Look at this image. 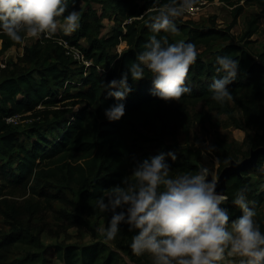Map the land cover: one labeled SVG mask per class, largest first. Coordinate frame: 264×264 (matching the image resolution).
Listing matches in <instances>:
<instances>
[{
  "label": "trees",
  "instance_id": "1",
  "mask_svg": "<svg viewBox=\"0 0 264 264\" xmlns=\"http://www.w3.org/2000/svg\"><path fill=\"white\" fill-rule=\"evenodd\" d=\"M17 1L27 19L42 25L67 18L73 9V0H62L58 5L52 0H0V39L5 49L19 45L21 30L26 28L8 25ZM202 1L215 0H143L142 4L137 0H113L107 3L112 13L104 9L106 15H102L118 23L108 37H99L103 17L84 13L79 21L78 37H85L90 43L84 53L96 66L85 69L78 65L58 43L62 37L49 29L51 36L43 35L25 48L19 62L0 71L1 174L15 186L46 197L48 204L57 198L69 206L75 212L66 215L67 226L81 224L92 231L84 215L106 217L107 236L142 264H164L151 259L144 245L157 244L169 230L180 229L173 211L192 207L193 203L160 194L149 185L142 214L129 215L125 184L130 171L178 169L190 184L202 192L207 190L205 184L196 181L200 168L188 162L189 154L177 155V146L167 142L184 127L187 105L205 101L218 111L231 114L232 99L243 114L244 126L256 130L250 149L264 146V49L257 54L247 49L264 18V0H220L235 7L233 23L243 11L242 2L257 3L261 8L259 14L251 15L241 36L245 46L233 41L230 28L218 29L215 18L208 27L177 15L178 7ZM142 15L124 26L126 32L122 30L125 19ZM78 37L65 40L78 46ZM121 39L127 42L128 49L119 53L116 46ZM218 40L224 44L218 48L209 46ZM203 45L209 48L194 52ZM233 70L238 74H230ZM156 74L163 79H156ZM137 76L154 80L155 85L146 87L137 81ZM115 81H126L124 91L112 86ZM59 89L63 90L62 100L57 98ZM66 100L71 103L62 109L58 104ZM81 103L84 106L70 119L67 106ZM95 105L110 116L99 123L95 142H81L79 137ZM15 115L36 122L21 130L6 122V118ZM38 118L41 121L37 122ZM157 121L161 133L150 137L144 130ZM234 121L238 123L236 118ZM217 147L222 171L231 165L232 157L238 159L237 150L222 140ZM161 154L166 158H161ZM68 180L85 187L78 203L62 195V184ZM224 192L227 198L220 206L226 212V223L240 219V228L247 235L264 236V150L254 165L227 178ZM36 212L37 208L33 209ZM16 213L14 209L5 213L12 220V229L0 238V264L6 263L10 250L25 232L15 219ZM140 235L143 239L138 242ZM229 249L240 253L238 247ZM259 249L261 253L255 260L264 264V244ZM103 264H110V259Z\"/></svg>",
  "mask_w": 264,
  "mask_h": 264
},
{
  "label": "rangeland",
  "instance_id": "2",
  "mask_svg": "<svg viewBox=\"0 0 264 264\" xmlns=\"http://www.w3.org/2000/svg\"><path fill=\"white\" fill-rule=\"evenodd\" d=\"M23 1L29 3L27 0ZM52 1L57 5L62 2V0ZM112 1L73 0V9L67 18L49 21L43 25L27 19L21 4L17 1L11 11L12 18L8 25L15 28H26L21 30L22 39L19 45L5 49L4 42L0 39V71L9 69L13 63L19 62L25 53V48L31 47L43 35L51 36L49 29L54 30L62 39L78 37L80 33L79 21L82 15L84 13L90 15L92 12L101 18L103 14L106 15L104 9L112 13L111 6L107 4ZM137 2L142 4L143 0H137ZM241 4L244 8L236 23H233L235 7L220 0L204 1L192 17L179 11L177 15L208 27H210L212 19L215 18L218 29L230 28V33L234 37L233 41L245 46L244 42H241V36L246 31L251 15L259 14L261 8L257 3L242 2ZM109 17L102 18L99 37H108L112 28L118 26V23ZM142 17L143 15L132 20L125 19L122 22V30L126 32L124 27L126 24L133 23ZM182 20L184 19L182 18ZM78 39V46H72L73 60L78 65H84L85 69L96 66L94 61L88 60L84 53V49L90 48L89 41L85 37H78ZM221 44L224 42L218 40L209 46L218 48ZM209 46H200L194 52L199 53ZM126 49H128L127 42L121 39L119 45L116 46V51L122 53ZM247 49L253 54L264 49V18L260 21L258 32L252 36ZM9 64L11 65L7 66ZM97 67L100 72L103 71V68ZM230 74L237 75L238 73L233 70ZM155 77L163 79L161 74H156ZM137 81L146 87L155 85L154 80L142 76H137ZM125 85L126 81L123 84L118 81L112 84L122 91H124ZM73 92L75 89L72 90ZM62 95L63 90H57L58 100H62ZM68 103H71V100H66L58 105H62L61 108L65 109L63 105ZM229 104L231 114L218 111L217 108L205 101L190 103L187 105L188 115L184 127L179 129L175 138L167 140L168 143L177 146V155L180 153L189 154L186 158L188 162L200 168V173H197V177L199 176L197 182L201 181L204 184L203 169H207L210 182L205 184L207 188L205 192L200 191V188H197L195 184H190L188 179L184 178V173L179 172L178 169L151 168L146 171L141 169L130 171L125 184L129 197L126 205L129 215L134 217L142 214L143 207L148 200L145 193L148 194L150 186L160 194L176 198L182 197L193 203L192 207H182L173 211L180 229L169 230L157 244L144 245V249L148 250L151 259L160 260L164 264H209L211 261H214L211 264H260L255 259L261 253L259 247L264 244V236L250 237L247 235L246 231L240 228V219L233 220L230 224L226 223L228 220L226 212L220 206L226 199L218 198L221 196H217V193L210 195L209 191L219 183L225 170L221 171L217 154V145L221 140L237 150L238 159L235 160L232 157L229 162L230 166L244 162L256 151L264 150V146L255 150L250 149L256 130L244 126L242 123L243 114L232 99L229 100ZM82 106H84L82 103L76 106L68 105L67 107L71 110L68 114L69 118L73 120V116L80 111ZM41 108L43 109V107ZM98 108L99 106L95 105L90 109L91 116L79 137L81 142L84 140L95 142L99 123L109 118V113H101ZM18 117L14 122L7 120L6 122L20 127L21 130L33 127L36 122L34 119ZM234 118L238 123H235ZM38 121H41L40 118L37 119ZM161 130V124L157 121L144 132L150 137H156L161 133ZM56 132L58 131L56 130ZM148 149L153 151L151 146H148ZM160 157L165 159L166 155L161 154ZM67 182V184H62V195L65 199L78 203L85 187L81 186L82 183L74 180ZM51 192H55V190ZM196 201H198L197 204ZM30 206L32 210L29 208ZM36 208L37 212L33 213V209ZM12 209L16 210L17 217L15 219L19 220L25 232L22 235L23 238L10 250L5 264H103L107 258L110 259V264H116V261H120L121 264H142L131 259L114 240L107 236L106 217L84 215L88 219L92 231L81 224L67 226L64 221L66 215L75 212L69 206L57 198L48 204L46 197L35 196L29 190L15 186L11 179H7L0 172V238L10 233L12 229V220L5 216V213ZM171 210L166 209V212ZM262 216L264 217V208ZM141 239H143L142 235L138 237L137 241L139 242ZM231 247H238L240 253L232 252L229 249Z\"/></svg>",
  "mask_w": 264,
  "mask_h": 264
},
{
  "label": "built area",
  "instance_id": "3",
  "mask_svg": "<svg viewBox=\"0 0 264 264\" xmlns=\"http://www.w3.org/2000/svg\"><path fill=\"white\" fill-rule=\"evenodd\" d=\"M203 2L204 1H202L199 4L186 3L183 6L178 7V9H179L180 12H182V13L184 12L185 14H189L190 17H192L193 15H195L194 13H195L196 9H198L200 7L199 5L202 4ZM182 18L184 20H186L184 17H182ZM132 19L130 18V20H132ZM189 20H191V19H189ZM57 40H58V43L61 46L65 47L67 49V54L72 56V54H73L72 46L69 44V42L67 40H65V39H62V38H58ZM18 116L19 115L11 116V117L6 118V120L8 122H14V121H16L19 118ZM203 176H205L204 179H203L204 184L209 183L210 182V177L207 174V169H203ZM209 191H210V195H212L213 193H218V194L221 195V197H218V198H220V199L226 198L224 193L215 192L214 189H210Z\"/></svg>",
  "mask_w": 264,
  "mask_h": 264
},
{
  "label": "water",
  "instance_id": "4",
  "mask_svg": "<svg viewBox=\"0 0 264 264\" xmlns=\"http://www.w3.org/2000/svg\"><path fill=\"white\" fill-rule=\"evenodd\" d=\"M259 154H260V151H256L252 157L245 160L244 162L237 164V165H232V166H229L228 168H226L220 177L219 183L214 185V187H213L214 191L215 192H224L225 182H226L227 178L233 173L240 172L241 170L254 165L258 159Z\"/></svg>",
  "mask_w": 264,
  "mask_h": 264
},
{
  "label": "clouds",
  "instance_id": "5",
  "mask_svg": "<svg viewBox=\"0 0 264 264\" xmlns=\"http://www.w3.org/2000/svg\"><path fill=\"white\" fill-rule=\"evenodd\" d=\"M219 193H224V194H225V192H219ZM225 196H226V194H225ZM226 198H227V196H226ZM226 198H225V199H226Z\"/></svg>",
  "mask_w": 264,
  "mask_h": 264
},
{
  "label": "bare ground",
  "instance_id": "6",
  "mask_svg": "<svg viewBox=\"0 0 264 264\" xmlns=\"http://www.w3.org/2000/svg\"><path fill=\"white\" fill-rule=\"evenodd\" d=\"M218 195L221 196L220 194L217 193V196H218Z\"/></svg>",
  "mask_w": 264,
  "mask_h": 264
}]
</instances>
